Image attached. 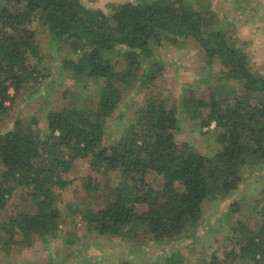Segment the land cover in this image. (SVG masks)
<instances>
[{
	"label": "trees",
	"instance_id": "1",
	"mask_svg": "<svg viewBox=\"0 0 264 264\" xmlns=\"http://www.w3.org/2000/svg\"><path fill=\"white\" fill-rule=\"evenodd\" d=\"M216 19L182 0L129 2L111 6L108 13L89 9L80 0H0V123L23 88L50 77L42 67L47 54L39 43V28L58 52L69 46L64 69L85 89L99 87L88 103L79 101H86L83 96L72 101L62 94L57 104L61 100L63 107L44 113L43 133L35 119L0 132V251L20 244L18 236L23 246L35 239L57 240L66 223L59 196L72 193L79 202L84 196L77 190L83 187L93 197L100 187L94 173L96 178L114 174L119 186L103 209L85 215L90 232L133 244L178 242L188 226L202 219L206 203L238 189L239 171L248 158L264 164V78L253 74L247 55L215 27ZM183 38L197 42L210 61L226 66L224 79L242 87L233 97L212 93L209 100L193 94L184 99L189 115L205 111L207 126L215 123L220 133L210 154L177 143L178 109H170L149 88L165 67L152 63L157 50ZM137 87L145 93L144 104L123 134L109 142V121L121 120L124 98ZM80 160L93 174L73 178ZM150 173L162 177L160 189L147 180ZM21 201L30 203L28 210L16 211ZM66 206L71 216L78 211L75 202ZM232 209L237 211L238 203ZM259 210L258 225L238 221L233 232L239 243L223 259L211 257L210 264H264V205ZM65 236V244L72 246L79 234ZM185 260L178 251L162 263Z\"/></svg>",
	"mask_w": 264,
	"mask_h": 264
},
{
	"label": "rangeland",
	"instance_id": "2",
	"mask_svg": "<svg viewBox=\"0 0 264 264\" xmlns=\"http://www.w3.org/2000/svg\"><path fill=\"white\" fill-rule=\"evenodd\" d=\"M89 9H100L105 13L111 6L125 3L148 2L154 0H80ZM196 11L217 16L215 27L222 29L228 39L243 51L248 59L253 74L264 78V0H182ZM39 43L43 47L46 60L42 67H47L48 79L39 83L29 84L16 99V105L11 109L4 122L0 123V132L7 131L15 122L28 123L30 119L38 122L39 132L43 133V118L46 110L57 108L63 102L59 101L62 94L67 93L69 99L76 100L80 95L83 103L90 101V96L97 94L99 87L85 89L74 73L62 66L65 55L70 54L68 45L62 51L52 42H48L43 29L38 30ZM179 44L161 46L152 58L165 64L160 76L149 87L161 100L167 101L171 109L176 107L179 115V130L176 141L179 145L189 144L202 154H210L218 147L219 132L215 123L207 126L204 115H189L185 110L184 99L191 94L198 98L209 100L212 93L221 97H233L242 87L234 80H225L229 69L219 61L212 62L199 44L190 38L179 39ZM147 66V61H143ZM141 88V87H139ZM138 87L128 91L123 101V115L120 119L110 120L107 126L106 138L109 142L116 141L124 132L131 118L145 102V93ZM11 95L14 90L11 89ZM45 99L48 101L46 103ZM93 99V97H92ZM96 101V100H95ZM93 170L86 161H77L70 176H90ZM93 176L99 184V189L93 197L86 196L85 188L77 190L84 196L79 202L72 193L65 192L59 196L58 205L66 214H62L65 225L61 228L59 238L45 243L35 239L30 246L25 245L21 236L17 237L20 244L0 251V264H163L166 255L180 251L185 256V264H210L213 256L223 259L235 245L239 237L233 232L238 221H246L258 225L260 211L264 205V164L256 158H248L241 166L239 175L242 182L235 191L226 196L220 195L214 201L204 205L202 219L195 225L187 227L178 242L149 241L136 244L125 242L120 237L101 236L90 232L85 215L93 210L103 209L111 200L113 190L119 186L115 175L104 177ZM120 176V174H118ZM147 180L155 189L163 185L162 177L150 173ZM70 192V191H69ZM77 203V212L71 216L66 204ZM259 202V204H257ZM234 203L238 210L234 211ZM30 203L21 201L16 211L28 210ZM258 209V210H257ZM66 215V216H65ZM0 216V222H3ZM77 231V242L66 245L65 233ZM186 237V239H184ZM234 264H254L236 260Z\"/></svg>",
	"mask_w": 264,
	"mask_h": 264
}]
</instances>
